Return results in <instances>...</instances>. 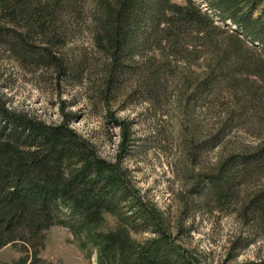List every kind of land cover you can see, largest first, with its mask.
<instances>
[{"label": "trees", "instance_id": "16d2710c", "mask_svg": "<svg viewBox=\"0 0 264 264\" xmlns=\"http://www.w3.org/2000/svg\"><path fill=\"white\" fill-rule=\"evenodd\" d=\"M184 1L0 0V47L22 63L74 78L85 57L66 60L60 53L66 32L61 19L70 16L79 22L85 2L92 46L104 58L99 94L106 102L134 76V88L152 104L170 58L197 61L208 52L213 68L197 89L200 95L217 75L219 83L230 85L233 96L264 104L254 88L264 81V0H203L222 22L236 26L250 46L236 32L221 30L193 0ZM111 120L122 129L121 147L128 150V128ZM225 129H218L201 148H226ZM197 147L190 158L201 149ZM263 168L264 144L223 153L213 172L202 174L201 184L210 189L201 196L219 208L236 202V218L264 235V189L234 200L240 179L252 180ZM106 215L116 220V227L104 232ZM53 226L66 228L94 248L97 264H201L180 253L163 215L141 199L121 162L101 158L89 140L70 128L68 115L63 113L59 125H46L9 111L0 97V250L21 243L36 256ZM134 233L152 237L139 243Z\"/></svg>", "mask_w": 264, "mask_h": 264}, {"label": "rangeland", "instance_id": "374dc122", "mask_svg": "<svg viewBox=\"0 0 264 264\" xmlns=\"http://www.w3.org/2000/svg\"><path fill=\"white\" fill-rule=\"evenodd\" d=\"M193 1L221 30L236 32L246 41L236 26L222 22L203 0ZM173 3L184 5L185 1ZM87 8L84 2L77 23L70 16L61 19L66 32L60 53L66 60L85 57V66L74 78H59L53 69L22 63L0 47V97L6 108L46 125H59L63 113L68 115L70 128L89 140L101 158L121 162L141 199L163 215L171 242L185 257L201 264L264 263V235L236 218V202L219 208L201 196L210 189L201 184L202 174L213 172L223 153H236L243 145L264 144V104L244 95L233 96L230 85L219 83L217 75L200 95L197 89L213 68L208 52L197 61L170 58L162 89L152 104L144 92L134 88V76L106 102L99 94L104 58L92 46ZM246 44L250 46L248 41ZM254 46L260 48L257 43ZM254 86L258 98H264V81ZM111 118L124 122L130 132L132 141L126 151L121 147L123 131ZM224 126L226 148H201ZM194 137L198 142H192ZM197 146L201 149L190 158ZM254 176L252 180L240 179L234 187V200L264 189V168ZM105 218L103 231L113 230L116 220L109 215ZM151 237L132 234L139 243ZM83 244V239L66 228L53 226L45 232L36 256L32 249L16 243L0 250V264H97L95 249Z\"/></svg>", "mask_w": 264, "mask_h": 264}]
</instances>
